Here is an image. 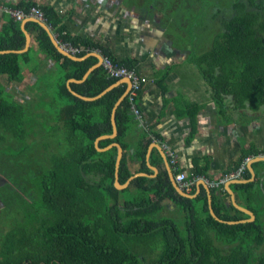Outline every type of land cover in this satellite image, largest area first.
<instances>
[{
    "label": "trees",
    "instance_id": "16d2710c",
    "mask_svg": "<svg viewBox=\"0 0 264 264\" xmlns=\"http://www.w3.org/2000/svg\"><path fill=\"white\" fill-rule=\"evenodd\" d=\"M221 2L225 4L220 6ZM188 3H196L202 10L210 4L213 14L219 10L230 16L223 21L224 31L215 35L210 50L201 54L191 50L189 56L190 63L210 86L218 109L223 97H234L239 106L249 102L252 109L264 106V0H247L245 4L240 0ZM32 7L44 12L47 24L61 43L100 50L120 66L135 67L132 59L117 61L110 49L71 36L52 6L34 1L12 6L26 13ZM27 29L38 32L37 42L47 56L57 61L64 59L65 67H78L77 79L96 63L95 58L75 62L64 57L38 23H27ZM24 48L25 35L10 18L0 32V51ZM27 59L28 52L0 54V75L21 79L22 63ZM101 73L102 69L95 70L81 93L94 98L117 82ZM124 92L123 87L114 88L90 102L56 97L58 111L52 120L53 129L46 133L41 131L42 125L36 130L48 142L42 147L30 142L37 145L33 149L24 141L22 144L28 134L26 109L0 94V163L6 165L10 174L7 182L0 185V201L6 208L0 212V222L6 224V213L11 212L14 224L0 244V264H264V253L258 254L264 248L263 227L215 220L206 196L190 199L179 195L161 166L157 177H137L126 189H116L118 150L114 147L99 152L95 141L112 134V111ZM60 98L67 102L61 103ZM130 108L125 99L116 112L118 136L99 143L102 149L113 143L123 147L121 184L132 177L127 165L128 146L124 143L136 120ZM30 150L35 152L42 171L32 172L18 162L17 158ZM146 153L147 147L139 145L132 159L142 162V173L153 174L146 166ZM16 174L26 181L17 187L14 182L22 181L14 179ZM168 205L174 206L173 216L165 214ZM213 207L219 218L233 221L218 197L214 198ZM221 211L226 212L223 218ZM175 212L181 216L175 217Z\"/></svg>",
    "mask_w": 264,
    "mask_h": 264
},
{
    "label": "crops",
    "instance_id": "0c3cea01",
    "mask_svg": "<svg viewBox=\"0 0 264 264\" xmlns=\"http://www.w3.org/2000/svg\"><path fill=\"white\" fill-rule=\"evenodd\" d=\"M21 1H34L40 5L52 6L71 36L83 37L110 49L117 61L134 60L135 67L130 70H135L148 80L137 99L143 122L133 121L124 139L128 146L127 165L132 176L155 178L161 166L170 178L169 170L173 172V166L170 165L171 158L166 149L174 153L177 159L175 176L179 171L188 175L205 171L203 175L216 179L241 169L242 177L227 180L221 189L213 190L205 183L199 182L188 195L196 199L204 194L210 214L211 209L215 213L213 200L218 197L233 219L225 221L216 215L221 223H257L264 229V106L252 109L249 102L239 106L234 97H223V105L218 109L215 98L211 97L210 86L189 61L192 48H189L190 54L187 57L184 53L186 48L170 47V41L174 43L173 37L167 34V24L161 25L158 17L150 23L151 27L145 22V17L143 21H131L126 16L128 13L132 14L131 11L115 13L118 5L114 0H0V32L10 21L5 9H13L12 6ZM134 14L138 17L145 15L143 11ZM29 22L34 21L29 19L16 22L23 33L26 24L29 36L27 40L24 33V50L13 52H28V59L22 63L21 79L10 80L8 76L0 75V94L26 97L24 101L15 102L21 104L28 115L38 108V104H46L49 97H77L90 102L80 98H91L81 93L90 75L95 70L102 69L101 74L110 79L103 69L102 55L96 53L95 49L84 46L80 47L81 51L76 55H70L73 58L58 51L75 62L96 59V63L83 77L77 79L75 74L79 72L78 67H65L64 59L54 60L41 50L37 42L38 32L27 29ZM51 33L54 34L53 30ZM158 39L162 41L159 42ZM58 43L61 46L59 41ZM81 53L83 55L79 56ZM118 87L124 88L125 92L120 97L122 98L130 91L131 82L127 78L118 79L94 98L103 97ZM109 88L111 89L103 95ZM60 100L61 103L67 102V99L65 102L62 98ZM45 112V108L40 106L34 116L46 120ZM49 123L50 126L55 124ZM42 125L45 128L48 126L45 121L34 119L29 126L35 133ZM139 145L147 147L146 166L153 174L142 173V162L132 159ZM170 207L174 211V206ZM221 212L223 218L226 212ZM179 216L180 213L175 212V217ZM259 253H264V248H261Z\"/></svg>",
    "mask_w": 264,
    "mask_h": 264
},
{
    "label": "rangeland",
    "instance_id": "374dc122",
    "mask_svg": "<svg viewBox=\"0 0 264 264\" xmlns=\"http://www.w3.org/2000/svg\"><path fill=\"white\" fill-rule=\"evenodd\" d=\"M240 1L244 4L247 2V0H240ZM114 2H116V4L118 5L117 11L115 12L116 14L123 13V10L125 12L128 11L132 12V14L128 13V15H126L131 19V21L132 19L143 21L145 17V22L146 23L148 22L149 27H151L150 23L153 22L156 17H158L157 20L161 21V25L167 24V29H166L167 34L168 35L171 34V36L173 37L174 43L170 41L169 46L170 47L173 46L176 49L186 48L184 53L187 57L190 54L189 48H192V51L196 50L197 54H201L210 50L215 35L221 34L224 31V27L222 26L223 21H225L230 17L227 11L218 10L215 14H213L210 10L211 8L210 4L207 5V7H205V10H202V8L196 3L192 5L188 3V0H114ZM224 4L225 3L221 2L220 6H223ZM125 6L126 9H124ZM216 7L217 6L213 5L214 9H217ZM140 11H143L145 15L144 16L141 15L138 17L134 14V13H140ZM145 25L148 26V24ZM158 40L159 42L162 41L160 39ZM1 97L7 98L9 101L14 103H16L15 100L17 102L21 100L24 101V98H26V97L24 98L11 97L7 95H2ZM47 98L48 97H46V99ZM47 101L49 103L46 102V104L45 103L44 104L41 103V105L38 104L37 109H33L31 112H29L30 115H28V112H26L28 115L27 116L28 123L25 125V128L28 134L26 135L27 137L22 140V144L24 141L27 147L29 145V149H33L37 147V145L39 147H42L44 143L46 144V142H48V140L45 138V135L32 132L29 125L34 122V119L39 122L40 120L41 121L43 120L47 123L48 126H46V128L44 127L45 129L42 128L41 131L47 133L51 129H53V127L50 126L51 124L49 122H53L52 120L58 111L54 109L56 108L55 101H58V99H56L55 97H49ZM40 106L44 107L45 110L47 111L45 112L46 120L34 116V114L39 110ZM60 130L61 132L63 131V129ZM36 139H38V141ZM30 142H34L37 145ZM18 148L15 147V149ZM17 160H19L18 162L20 163L21 166L26 165L28 166V169L31 168L32 172L36 173L42 171V165L35 160V152H33V150H30L26 154L22 155L21 158L20 157L17 158ZM0 175L2 177L0 179V185H3L5 182H7V179L10 176V174L7 172L6 165L4 167L2 162L0 163ZM26 176H28L27 171L25 172V177ZM20 178L22 177L16 174V177L14 179L21 180ZM21 181H22L21 183L14 182L15 187H17L20 184L22 185V183L26 182L25 180H21ZM170 208L171 207L169 206V210H167L165 214L168 216H173L172 213L174 212ZM5 209H6L5 205L0 201V212ZM11 215H12L11 212L6 213V217H5V219H7L6 224L0 222V230H1L0 244L3 241L2 239L4 238L5 234L14 226L13 221H11V219L13 218L11 217Z\"/></svg>",
    "mask_w": 264,
    "mask_h": 264
},
{
    "label": "built area",
    "instance_id": "2783aa9c",
    "mask_svg": "<svg viewBox=\"0 0 264 264\" xmlns=\"http://www.w3.org/2000/svg\"><path fill=\"white\" fill-rule=\"evenodd\" d=\"M5 12L16 22H23L29 19H36L45 23L49 28H51L47 24V20L44 12L39 7H32L28 13L22 10L16 9H5ZM52 30V29H51ZM57 38V36L55 35ZM58 40V39H57ZM59 41V40H58ZM60 42V41H59ZM61 43V42H60ZM61 47L68 53L76 55L81 51L80 48H75L68 43H61ZM96 53L102 55V66L106 73V75L111 79H123L127 78L131 82V88L128 94L127 99L129 100V104L131 106L130 110L133 113L135 119L139 122H143V115L137 103V99L144 86L148 83V80L143 76L138 74L135 70H130L125 66H120L118 63L113 62L109 57L104 56L100 50H94ZM169 153L170 165L173 166V169L177 168V159L175 158L174 153L166 149ZM177 170V169H175ZM243 171L239 169L233 173L226 174L221 178L212 179L205 175H197L191 174L188 175L184 172H177L175 176V180L179 187L187 194L193 192L195 187L199 182L205 183L210 189L216 190L221 189L222 185L229 179H240L242 177Z\"/></svg>",
    "mask_w": 264,
    "mask_h": 264
},
{
    "label": "water",
    "instance_id": "95a60500",
    "mask_svg": "<svg viewBox=\"0 0 264 264\" xmlns=\"http://www.w3.org/2000/svg\"><path fill=\"white\" fill-rule=\"evenodd\" d=\"M32 21L38 23L41 27H43L47 32L48 34L50 35V38L53 42V44L55 45V47L58 49V51H60L63 55L65 56H68L70 58H73L72 56H70L71 54L66 52L58 43L56 37L54 34L51 33V30L50 28L43 22L41 21H38L36 19H32ZM26 24H24V33L26 34L27 36V40H29V36L26 32V28H25ZM9 52H22V51H0V54H4V53H9ZM113 88V87H112ZM111 88H109L108 90H106L104 93H102L103 95L108 92ZM129 94V92H127L122 98H120V100L116 103L113 111H112V116H111V123H112V128H113V133L111 135H105V136H100L99 138L96 139L95 141V148L97 149V151L99 152H105V151H108L114 147L117 148L118 150V154H117V159H116V167H115V187L116 189L118 190H124L126 189L132 180H134L135 178L137 177H140L141 175H134L132 176L125 184H121L120 181H119V170H120V165H121V160L123 158V154H124V151H123V148L120 144L118 143H114V144H111L109 145L108 147L106 148H100L99 147V143L103 140H106V139H115L117 136H118V128H117V123H116V111H117V108L122 104L123 100L126 99L127 95ZM84 100H97L101 97H96V98H86V97H80ZM163 154L165 155V152L162 151ZM153 168V167H152ZM155 170V168H153ZM170 180L172 182V185L174 187V189L176 190V192L185 197V198H193L192 196L188 195L187 193H185L180 187L179 185L177 184L176 180H175V174L172 172V170L170 169ZM211 215L215 218V220L221 222V220L216 216V214L213 212V210L211 209Z\"/></svg>",
    "mask_w": 264,
    "mask_h": 264
}]
</instances>
